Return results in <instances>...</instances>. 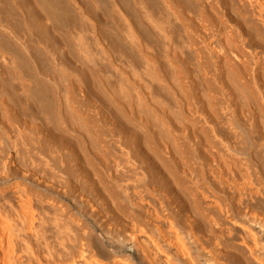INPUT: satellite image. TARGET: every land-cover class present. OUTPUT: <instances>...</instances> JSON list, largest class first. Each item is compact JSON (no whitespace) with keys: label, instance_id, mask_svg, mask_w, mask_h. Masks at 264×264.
<instances>
[{"label":"bare ground","instance_id":"6f19581e","mask_svg":"<svg viewBox=\"0 0 264 264\" xmlns=\"http://www.w3.org/2000/svg\"><path fill=\"white\" fill-rule=\"evenodd\" d=\"M0 264H264V0H0Z\"/></svg>","mask_w":264,"mask_h":264}]
</instances>
